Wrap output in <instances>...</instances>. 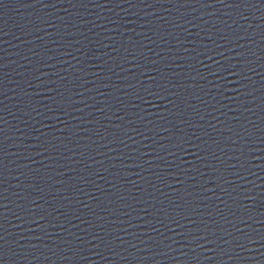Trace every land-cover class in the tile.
<instances>
[{
  "label": "water",
  "instance_id": "95a60500",
  "mask_svg": "<svg viewBox=\"0 0 264 264\" xmlns=\"http://www.w3.org/2000/svg\"><path fill=\"white\" fill-rule=\"evenodd\" d=\"M0 264H264V0H0Z\"/></svg>",
  "mask_w": 264,
  "mask_h": 264
}]
</instances>
